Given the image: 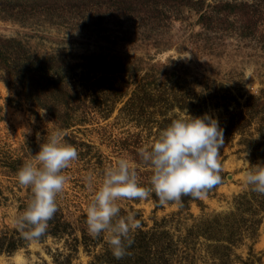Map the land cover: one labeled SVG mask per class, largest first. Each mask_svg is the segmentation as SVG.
Wrapping results in <instances>:
<instances>
[{
    "label": "rangeland",
    "instance_id": "rangeland-1",
    "mask_svg": "<svg viewBox=\"0 0 264 264\" xmlns=\"http://www.w3.org/2000/svg\"><path fill=\"white\" fill-rule=\"evenodd\" d=\"M186 110L224 130L222 183L182 206L120 201L141 226L117 260L88 233L87 178L99 187L123 157L149 186L139 152ZM57 128L78 159L28 240L14 221L33 193L16 173ZM244 160L264 163V0H0V264H264V195Z\"/></svg>",
    "mask_w": 264,
    "mask_h": 264
},
{
    "label": "clouds",
    "instance_id": "clouds-1",
    "mask_svg": "<svg viewBox=\"0 0 264 264\" xmlns=\"http://www.w3.org/2000/svg\"><path fill=\"white\" fill-rule=\"evenodd\" d=\"M64 136V130L59 128L48 134L39 152L17 170L18 183L33 193L14 221L25 239L39 240L46 235L49 221L58 211L57 196L68 181L64 170L78 159V149L67 143ZM223 145L224 130L218 119L207 113L194 117L186 110L172 119L152 144L139 152L142 161L152 169L149 186L142 185L136 164L123 157L104 170L99 187H94L91 176L87 178L88 188L93 189L86 208L89 235H103L112 255L117 260L123 259L134 243L132 233L141 223L131 210L121 214L119 202L145 200L153 192L161 205L182 206L183 196L207 198L223 180L220 174ZM244 163L247 165L242 172L245 184L264 195V163L254 166L246 160Z\"/></svg>",
    "mask_w": 264,
    "mask_h": 264
},
{
    "label": "trees",
    "instance_id": "trees-1",
    "mask_svg": "<svg viewBox=\"0 0 264 264\" xmlns=\"http://www.w3.org/2000/svg\"><path fill=\"white\" fill-rule=\"evenodd\" d=\"M224 7H225V6H224ZM227 7H228V6H227ZM12 246H13V244H12ZM12 246H11V247H12ZM13 249H14V248H13ZM13 249H12V250H13Z\"/></svg>",
    "mask_w": 264,
    "mask_h": 264
}]
</instances>
